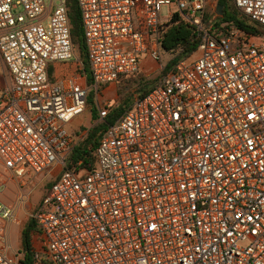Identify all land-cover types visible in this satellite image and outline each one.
<instances>
[{
	"label": "built area",
	"instance_id": "built-area-1",
	"mask_svg": "<svg viewBox=\"0 0 264 264\" xmlns=\"http://www.w3.org/2000/svg\"><path fill=\"white\" fill-rule=\"evenodd\" d=\"M77 1L89 73L53 81L77 59L67 0H0V167L28 196L53 183L29 264H264V37L216 34L208 0ZM234 5L264 29V0ZM167 6L196 26V53L108 128L92 169L70 163L90 90L162 61ZM16 211L0 203V264H26Z\"/></svg>",
	"mask_w": 264,
	"mask_h": 264
},
{
	"label": "trees",
	"instance_id": "trees-1",
	"mask_svg": "<svg viewBox=\"0 0 264 264\" xmlns=\"http://www.w3.org/2000/svg\"><path fill=\"white\" fill-rule=\"evenodd\" d=\"M69 15L72 25V41L78 49L79 59L84 64V73H89L88 54L85 42V34L82 23L81 11L77 0H67ZM218 9L221 15L217 17L213 25L216 34L225 32L226 29L233 28L242 30L252 36L264 37V29L251 23L234 5V0H219ZM212 15L206 14L205 21L208 22ZM200 43L199 32L192 23L188 22L181 14L174 13L169 22L162 26L161 46L163 53L171 57L167 63L160 79L168 75L173 68L181 61L190 58L196 53ZM159 80L149 81L143 74L135 76H123L119 79L117 85L120 90L136 85L138 87V98L146 97L159 83ZM92 85V80L89 79ZM106 86L101 87L102 91ZM121 91V95H122ZM135 100L128 97L123 104L118 107H111L109 116L102 122L95 125L88 131L87 136L75 147L70 163L76 164L79 161L84 162V168L92 169L96 163L95 152L100 145L104 134L125 112L132 108ZM94 119L97 122L100 119V113L95 112ZM53 183L50 182L47 187L48 191ZM38 224L34 219H29L22 231V252L26 255V264L32 263L33 257V234L38 231Z\"/></svg>",
	"mask_w": 264,
	"mask_h": 264
},
{
	"label": "rangeland",
	"instance_id": "rangeland-1",
	"mask_svg": "<svg viewBox=\"0 0 264 264\" xmlns=\"http://www.w3.org/2000/svg\"><path fill=\"white\" fill-rule=\"evenodd\" d=\"M218 1L219 0H208V7H207V12L206 14L214 15V16H220L221 13L218 9ZM176 7L175 6H167L164 7L161 13L162 19L164 21L169 20L170 15L175 11ZM262 44H264V39ZM76 49V57L77 59H74L73 62L78 63L81 67L84 66L83 62L79 59V54H78V49L75 46ZM198 56H194L193 59H196ZM171 57L165 55L163 53V59L160 62H155L151 59L152 64H147L144 66V70L141 74L144 75V77L149 80H159L160 77L162 76V72L164 71L167 63L170 61ZM80 62L82 64H80ZM80 67V68H81ZM80 75L79 72L74 74ZM162 79V78H161ZM160 79V80H161ZM11 84L10 80V75L8 71L6 70L5 66L3 63L0 61V90L6 88ZM100 89V88H99ZM121 91L123 92L121 95ZM128 97H131L135 100L138 99V87L136 85H130L122 90H120L119 85H117L116 91L112 92H105L104 90L102 91H96L94 88L90 90L89 97H88V110L77 117L74 122L70 126V131L79 137V143L87 136L88 131L93 128L95 125L99 124V121L96 122L94 119L95 112L100 111L102 107H104L105 104H109L110 107H118L123 104L124 100H126ZM81 135V137L79 136ZM49 182L43 183L42 186L37 188L32 196L31 202L34 206H37L43 199L44 196L47 195L48 187L47 185ZM11 188H14L13 185L10 186ZM25 192H30V189L27 188ZM9 197L12 196L10 193L8 194ZM3 201H7L3 197L1 198ZM26 218V215L21 212L19 214V219L24 220ZM31 217H28L27 220H29ZM4 222L0 219V225L3 224ZM11 239L12 243L17 242L19 240L20 236V227L13 226L11 230ZM16 249L17 244H16Z\"/></svg>",
	"mask_w": 264,
	"mask_h": 264
},
{
	"label": "crops",
	"instance_id": "crops-1",
	"mask_svg": "<svg viewBox=\"0 0 264 264\" xmlns=\"http://www.w3.org/2000/svg\"><path fill=\"white\" fill-rule=\"evenodd\" d=\"M147 64H149V65L152 64L150 58H145L143 60V71L144 72H145L144 66ZM77 72L80 73V70L78 68V63H75V62H71L68 64L56 63L50 67L51 78L53 81H58V80L66 78V77H72ZM116 88H117V84L106 86V88L104 89V93L116 91ZM70 126H69V128H70ZM79 136H81V135H79ZM20 183H21V181L19 179H13L11 177V174L8 170H6L4 167H0V203L9 207V208L17 209L16 214L18 217L19 224L12 225L11 230H12L13 226L20 227L19 240H17V242H14V244H13L11 236H10L11 230H10V235H9L11 244L15 249H16V244H17V248H18L17 250H22V231H23L25 225L27 224V222L29 221V220H27V218L31 217V214H33L34 212L37 211V209L39 208V206L41 205V202H42L41 201L37 206H34L31 202V199H32L34 192L30 196H28V192H25L26 188H20ZM3 185H6V188L1 189V186H3ZM11 185H13L14 188H11L10 187ZM9 193L12 196L9 197V195H8ZM2 197L4 199H6L7 201L5 202V201L1 200ZM44 197H43V199H44ZM19 198H23V201L20 203H19ZM21 212H23L26 215V218L24 220L19 219V214ZM30 219H32V217ZM39 237L40 236H39V229H38V231L34 232V234H33V239H32L33 246H37L38 241H39Z\"/></svg>",
	"mask_w": 264,
	"mask_h": 264
},
{
	"label": "water",
	"instance_id": "water-1",
	"mask_svg": "<svg viewBox=\"0 0 264 264\" xmlns=\"http://www.w3.org/2000/svg\"><path fill=\"white\" fill-rule=\"evenodd\" d=\"M220 11V10H219ZM220 13H221V11H220ZM218 17V16H217ZM217 17L216 16H214V15H212V18L207 22V25L208 26H213L214 25V22L216 21V19H217Z\"/></svg>",
	"mask_w": 264,
	"mask_h": 264
}]
</instances>
